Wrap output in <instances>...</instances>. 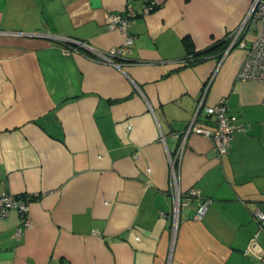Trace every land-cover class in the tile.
I'll list each match as a JSON object with an SVG mask.
<instances>
[{
  "label": "crops",
  "instance_id": "1",
  "mask_svg": "<svg viewBox=\"0 0 264 264\" xmlns=\"http://www.w3.org/2000/svg\"><path fill=\"white\" fill-rule=\"evenodd\" d=\"M127 3L131 53L106 62L126 37L107 15ZM249 5L0 0V193L32 195L18 237V213L0 218V264H264V83L237 78L242 48L219 47ZM222 98L247 130L219 157L183 131L193 116L213 128L204 107ZM191 186L211 198L200 220L199 200L175 199Z\"/></svg>",
  "mask_w": 264,
  "mask_h": 264
},
{
  "label": "built area",
  "instance_id": "2",
  "mask_svg": "<svg viewBox=\"0 0 264 264\" xmlns=\"http://www.w3.org/2000/svg\"><path fill=\"white\" fill-rule=\"evenodd\" d=\"M154 8L155 4L152 1H148L141 10V13L146 14ZM138 14L139 13L134 9L133 5L127 3L121 12L107 15V27L126 32V37L119 46L108 51L97 52L98 58L106 62H113L114 57L128 58L131 53L130 47L135 39V36L128 32V27L132 19ZM253 30H255L253 37H249L247 33L253 32ZM230 34L228 46L223 54L233 47L242 48L245 52L244 58L239 65L237 78L259 80L264 83V0H250V5L245 15ZM81 45H85V43L82 42ZM262 101H264V97H262ZM200 106L201 104L199 107ZM204 110L208 116L212 117L215 126L213 128L199 126L195 123V116H193L185 125L183 131L184 136H187L189 133H195L209 138L215 147L217 155L220 157L227 152L234 134L239 131H246L247 126L243 122L238 121L236 115L227 112V102L224 98L213 105L205 106ZM178 155L179 153H177V156ZM181 196V192H176V201L179 197L178 205H188L193 199L199 200L193 217L195 220L202 219L211 202V198L203 195L201 189L196 186L189 187L183 193V197ZM31 198L32 195L28 193L20 195L10 194L5 191L0 193V218L7 217L9 212L13 209L19 215L20 223L16 228V237H18L24 229L32 225L29 213ZM177 207H174L175 211ZM256 218L258 233L264 230V212L257 210ZM244 252L253 253L257 257L262 255V252L256 249L254 238L251 239Z\"/></svg>",
  "mask_w": 264,
  "mask_h": 264
},
{
  "label": "trees",
  "instance_id": "3",
  "mask_svg": "<svg viewBox=\"0 0 264 264\" xmlns=\"http://www.w3.org/2000/svg\"><path fill=\"white\" fill-rule=\"evenodd\" d=\"M227 45H228V40H224L220 43L219 47H220L221 53L227 48ZM211 49L212 47H208L204 50L197 51L195 53L193 51L189 52V55L187 56L189 62L193 63V61L201 60L203 56H205L207 52Z\"/></svg>",
  "mask_w": 264,
  "mask_h": 264
},
{
  "label": "water",
  "instance_id": "4",
  "mask_svg": "<svg viewBox=\"0 0 264 264\" xmlns=\"http://www.w3.org/2000/svg\"><path fill=\"white\" fill-rule=\"evenodd\" d=\"M74 41V43H76V44H78V45H81V43L82 42H78V41H76V40H73ZM85 46V45H84Z\"/></svg>",
  "mask_w": 264,
  "mask_h": 264
},
{
  "label": "flooded vegetation",
  "instance_id": "5",
  "mask_svg": "<svg viewBox=\"0 0 264 264\" xmlns=\"http://www.w3.org/2000/svg\"><path fill=\"white\" fill-rule=\"evenodd\" d=\"M229 43V42H228ZM228 46V45H227Z\"/></svg>",
  "mask_w": 264,
  "mask_h": 264
}]
</instances>
